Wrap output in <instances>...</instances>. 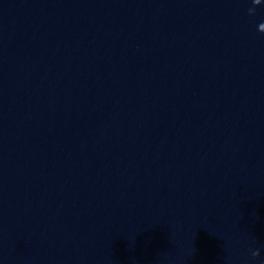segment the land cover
Here are the masks:
<instances>
[{
	"label": "water",
	"instance_id": "water-1",
	"mask_svg": "<svg viewBox=\"0 0 264 264\" xmlns=\"http://www.w3.org/2000/svg\"><path fill=\"white\" fill-rule=\"evenodd\" d=\"M0 264H264V0H0Z\"/></svg>",
	"mask_w": 264,
	"mask_h": 264
}]
</instances>
